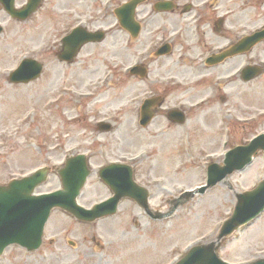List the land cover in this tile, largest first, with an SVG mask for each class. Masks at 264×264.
<instances>
[{"label":"rangeland","instance_id":"374dc122","mask_svg":"<svg viewBox=\"0 0 264 264\" xmlns=\"http://www.w3.org/2000/svg\"><path fill=\"white\" fill-rule=\"evenodd\" d=\"M125 1L45 0L26 21L13 19L0 8L4 26L0 35V184L50 166L54 170L37 192L54 191L61 188L57 168L69 155L84 152L93 173L79 197L82 205L92 207L111 195L98 171L117 161L135 163L137 180L150 185L151 206L166 212L171 200L206 183L210 163L223 162L226 150L264 132L262 42L253 50V61L263 71L254 80L239 81L225 90L233 104L223 107L234 109L230 127L219 126L222 115L216 116L217 107L213 116L198 114L191 120L192 128L204 132L193 133L202 136L194 137L189 150L180 149L177 128L168 134L172 142L142 135L137 108L151 87L136 76H127V68L140 61L141 48L157 42L155 33L164 31L168 15L159 18L151 14L149 4L144 6L139 16L144 20L143 33L135 39L114 13ZM250 13L255 29L264 25V0H253ZM77 25L106 30L107 37L86 45L73 64L60 63L56 55L61 38ZM24 57L42 61L44 72L30 84H11L8 75ZM172 59L161 58L153 66L148 60L150 70H156L157 64L163 70ZM245 62L246 58H238L240 66ZM101 120L112 121L114 130L99 131ZM263 179L264 152H260L246 169L190 197L163 220H154L128 198L117 215L94 222L56 209L39 250L10 246L0 256V264H173L192 245L215 240L235 208L237 195ZM221 241L219 253L231 263L264 258V212Z\"/></svg>","mask_w":264,"mask_h":264},{"label":"water","instance_id":"95a60500","mask_svg":"<svg viewBox=\"0 0 264 264\" xmlns=\"http://www.w3.org/2000/svg\"><path fill=\"white\" fill-rule=\"evenodd\" d=\"M7 10L16 18L26 19L37 11L43 0H29L22 9H16L14 0H2ZM143 0H131L116 9V14L123 25L137 35L140 27L134 20L135 8ZM158 9H168L171 2H159ZM3 27L0 25V33ZM104 32H88L84 28L75 29L64 38V50L61 58L73 59L79 48L89 41H101ZM264 39V30L255 33L243 40L241 45L253 46ZM43 71V65L36 59L25 58L19 68L11 73L10 81L14 83H28L38 79ZM254 74L259 73L255 69ZM150 105V103L148 104ZM105 129H109L103 123ZM264 151V134L255 138L246 146H238L230 151L225 159V164L213 163L208 169V184L198 189L204 193L207 189L223 181L234 171L243 170L252 163L254 156ZM50 168L45 167L36 171L31 176L15 179L8 185H0V255L4 250L17 244L28 251H35L43 243L45 225L55 208H61L76 218L92 222L104 216L117 212L120 202L129 197L149 212L153 217L163 219L172 215L182 202L179 199L174 206L165 213L155 214L149 206V192L139 186L134 180L133 169L130 165L113 163L100 171L102 179L113 190L114 195L97 204L93 209H86L78 203V197L84 187L91 170L85 154L71 156L64 167L59 169L63 188L52 193L36 195L38 186L47 181ZM195 192H188L187 197ZM188 199V198H187ZM264 211V180L254 190L238 194V203L233 215L225 221L217 241L193 247L189 253L177 264H229L222 260L218 254L221 239L228 237L241 226L252 221ZM249 264H264V259H259Z\"/></svg>","mask_w":264,"mask_h":264},{"label":"flooded vegetation","instance_id":"af4514ba","mask_svg":"<svg viewBox=\"0 0 264 264\" xmlns=\"http://www.w3.org/2000/svg\"><path fill=\"white\" fill-rule=\"evenodd\" d=\"M157 1L159 0H145L137 8L136 21L140 26V33L135 39L143 33L144 20L141 21L139 16L147 4L151 14L159 18L167 14L168 25L164 31L155 33L156 43L140 49L138 70L126 74L138 77L140 83L146 82L151 87L141 101L153 99L151 123L148 126L143 127L140 121L141 105L137 108L141 134L150 135L154 141L158 138L160 141L172 142L173 137L168 134L170 130L177 128L182 150L194 137L202 136L193 134L194 132H204L190 125L198 114H212L219 107V113L216 112L218 118L219 115H224L234 119L231 114L234 109L223 107V104H233L231 93L225 90H231L239 81L250 82L243 80L239 68L256 64L253 61V49L242 54L225 55L224 60L216 62L210 58H222L223 52L254 31L253 17L250 16L253 0H189L185 3L173 0L176 6L171 11H159L154 6ZM0 8L4 9L3 5L0 4ZM245 15L248 21L246 24ZM62 50L63 47L57 54ZM161 58L173 59L165 69L162 70L157 64V69L152 68L151 71L148 60H151L152 65ZM238 58H246V62L240 66ZM219 126H222V119Z\"/></svg>","mask_w":264,"mask_h":264},{"label":"bare ground","instance_id":"6f19581e","mask_svg":"<svg viewBox=\"0 0 264 264\" xmlns=\"http://www.w3.org/2000/svg\"><path fill=\"white\" fill-rule=\"evenodd\" d=\"M237 203H238V200H237ZM209 243H210V242H209ZM209 243H208V244H209Z\"/></svg>","mask_w":264,"mask_h":264}]
</instances>
